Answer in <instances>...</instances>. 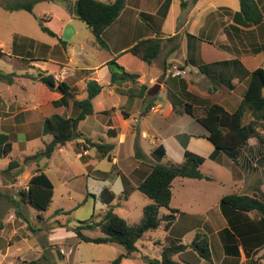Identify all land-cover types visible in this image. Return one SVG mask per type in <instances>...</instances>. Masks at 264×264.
<instances>
[{
    "label": "crops",
    "instance_id": "crops-1",
    "mask_svg": "<svg viewBox=\"0 0 264 264\" xmlns=\"http://www.w3.org/2000/svg\"><path fill=\"white\" fill-rule=\"evenodd\" d=\"M177 1L180 5L185 0H125V7L120 15L101 35L105 48L93 44L94 36L87 26L88 34L82 36L75 33L65 42L60 39L65 36L63 26L59 31L52 28L59 43H64V49L70 44L78 48L80 60L86 66L81 69V74L76 71V77L65 83L77 100L86 98L87 81L94 80L101 86V92L92 100L93 113L88 117L100 118L104 123L103 131L108 135L110 130H114L110 133L116 136L109 137V141L105 142L101 137L94 139L87 138L83 133L82 135L92 141L102 140L114 144L111 163L121 168L118 174L121 175L124 192H127L128 187L136 189L139 181L150 172L154 164H180L185 150L206 158L199 169L211 181L175 178L171 184L170 208L178 212L171 230L180 221L181 215L187 216V220L191 222L198 218L201 225L190 226L189 232L184 236L191 229L198 228L208 237L215 264H244L247 259L240 245L239 257L224 254V236L221 231L227 227V220L221 210L220 200L232 193L264 195V174H261L264 173V167L259 169L254 161L243 156L246 147L256 149L257 153L259 144L256 139V142L249 139L237 160L232 161L224 153L215 151L214 146L206 139L207 132L203 127L171 106L167 94L171 93L179 101L189 103L197 109L219 104L226 111L234 112L248 87L250 73L256 68H262L258 57L264 59V0H257L258 6L262 8L263 20L252 27L241 26L233 20V15L240 10L239 0H197L184 8L180 6L178 13ZM71 19L77 18L69 12L67 22ZM16 35L33 40L25 35L14 34ZM14 36L11 37L10 47ZM156 36L162 39L177 36V40L165 42L161 53L150 64L143 63L127 52L138 41ZM174 43L178 44V48L171 51ZM41 45L52 48L57 44ZM0 48L4 49L1 41ZM86 57L95 58V63L89 62V59L87 61ZM112 59H116L125 71L139 75L135 87L146 86L143 95L136 92V96L127 97L115 91V87L109 83L110 76L106 66ZM66 60L69 64L71 58L67 56ZM144 67H152L156 70L155 74L143 72ZM173 67L186 70V78L171 77L168 72ZM52 72L54 71L46 74L50 75ZM40 85L47 92L42 97L45 104L41 106L48 112L47 116L58 113L64 117H74L78 114L70 96L65 102L61 101L60 106H53V102L62 97L61 93ZM123 87L129 88L130 84H124ZM151 106H158L160 111H150L148 108ZM136 115L143 118V127L142 123L141 126L138 125ZM84 122L85 120L79 126ZM50 138L49 136V140ZM135 139L141 158L135 157ZM77 143L71 144V147L76 149ZM66 145L57 151H62ZM159 147L163 148L165 154L157 160L154 154ZM89 150L76 155L87 169L91 167ZM211 155H214L213 160L209 159ZM207 161L211 163L209 168L212 174L203 171ZM97 175L104 177V173L100 171ZM226 188L228 191H225ZM192 253L188 250L176 257L180 258L179 262L182 264H203ZM184 254L189 255L190 259L184 258Z\"/></svg>",
    "mask_w": 264,
    "mask_h": 264
},
{
    "label": "rangeland",
    "instance_id": "rangeland-1",
    "mask_svg": "<svg viewBox=\"0 0 264 264\" xmlns=\"http://www.w3.org/2000/svg\"><path fill=\"white\" fill-rule=\"evenodd\" d=\"M2 1L4 0H0V41L5 55L0 58V73L13 74V83L8 85L0 82V171L5 169L11 160L18 161L20 166L10 173H0V264H21L24 261L38 259L43 254L47 258L43 264H112L119 255L125 253L122 246L113 243L96 245L81 242L71 230L79 226V222L99 223L102 220L108 209L100 199L104 187H109L115 194L110 208L131 225L140 222L143 208L151 201L134 187H128L127 192H124L121 175L118 174L121 168L113 166L106 158H101L95 148L89 150L91 167L87 169L76 156L83 150L71 147L75 142H82L83 137L67 143L62 151L56 150L48 160L40 159L38 164L34 161L23 163L25 157L42 150L44 141H49V136L41 134L43 119L48 112L41 107L45 104L42 97L47 92L37 82L38 74L46 70L55 73L62 64H67V56L71 58L69 66L74 70V74L67 78L66 82L69 83L76 77V71L81 74V69L86 68L80 60L77 47L70 44L64 49L57 36L51 37L41 31L40 24L52 32V28L59 31L63 26L65 36L60 38L62 42L68 41L75 33L83 36L88 28L84 22L77 19L67 22L69 9L74 0L37 3L31 14L23 10L9 12L1 6ZM179 10L180 5L177 1L176 12ZM14 34L25 35L40 45L43 43L57 45L52 48H35V54L40 52L44 55L45 61L29 63L26 57H22L29 50L20 46L24 43L23 39H17V35ZM13 36L19 44H17L19 50L15 53L9 46ZM88 59L89 62L95 63V58L86 57L87 61ZM258 63L264 68L262 57H258ZM143 72L153 75L156 70L144 67ZM136 118L139 121L138 125L141 126L142 123L143 127V118H140V115H136ZM99 119L87 117L79 126V131L87 138L101 137L105 142L109 141V136L103 131L104 123ZM250 120L251 117L247 114L244 122L248 123ZM258 130L264 137L263 130L261 128ZM135 141L139 146L137 139ZM6 142L12 144V151L4 157L1 147ZM133 149L135 152V148ZM261 150L259 147L256 153V149L250 150L246 147L243 151V156L254 161L259 169L261 166L258 158ZM210 164L207 161L204 173L212 174ZM37 165L43 169L53 184L52 201L45 212H37L20 200V194L26 191L28 180L35 173ZM98 171L103 172L104 177H98ZM225 191H228V188ZM56 210L61 211L56 214ZM165 213V209L160 210V215ZM199 225L201 223L198 218L191 222L187 220V216L181 215L172 232L183 244H189L195 233L204 232L196 228L191 229L186 237L185 233L189 232L190 226ZM82 234L90 238L103 236L99 227L83 230ZM166 235L163 227L146 234L136 244L138 252L133 253L128 259H123L120 264H145L141 259L142 255L159 259L161 245L165 244ZM192 254L197 256L194 252ZM176 256L173 260L179 262L180 258ZM183 257L190 259L189 255L184 254ZM244 264H264V249L252 253Z\"/></svg>",
    "mask_w": 264,
    "mask_h": 264
},
{
    "label": "trees",
    "instance_id": "trees-1",
    "mask_svg": "<svg viewBox=\"0 0 264 264\" xmlns=\"http://www.w3.org/2000/svg\"><path fill=\"white\" fill-rule=\"evenodd\" d=\"M69 0H4L1 6L9 11L23 10L32 13L33 7L41 2H65ZM197 0L181 1L182 8L192 5ZM168 4V2H167ZM240 10L233 15L234 22L245 27L259 25L263 20L262 8L257 4V0H239ZM125 7V0H74L69 11L71 15L84 22L91 30L94 41L93 44L100 48L106 45L101 39L104 30L109 27L120 15ZM40 29L51 37H56L48 27L40 24ZM23 39V46L29 50L26 57L29 63L45 61L44 55L35 54V48H45V45H39L34 40ZM177 36L167 39L154 37L138 41L130 49L127 50L131 55L139 58L143 63L150 64L161 53L165 42H174ZM18 42L13 40L12 51L19 50ZM64 45V43H62ZM19 45V44H18ZM178 44L174 43L171 51H175ZM4 53L0 48V58L4 57ZM109 71L111 86L115 87L118 94L127 97L136 96V92L143 95L146 86L136 88L139 75L127 72L121 67L116 59H112L106 63ZM13 74L0 73V82L8 85L13 83ZM37 82L45 86L50 91H58L62 97L59 101L53 102V106H60L61 101L65 102L69 96L71 103L78 109V114L74 117H64L58 113H53L44 118L42 135L50 136L48 142L43 143V149L31 156L23 159V163L34 161L38 164L40 159H50L53 153L64 147L67 143L83 139L82 142L76 144V149L82 148L84 151L95 148L102 158L112 161L114 155V144L105 143L102 140L92 141L85 138L79 131V124L93 113L92 100L101 92V86L94 80L86 82L85 92L86 98L77 100L74 94L70 93V89L65 82H55L51 75L46 72H40L36 78ZM124 84H130L129 88H124ZM140 90V91H139ZM168 100L172 107L177 108L178 112H182L194 119L206 132V139L214 146L215 151L222 152L232 161H236L241 154L242 149L247 145L249 139H256L261 154L258 158L259 166L264 167V137L259 132L261 128L264 132V69L256 68L250 73L248 87L243 95L238 108L230 113L219 104H211L203 109H197L193 105L181 102L171 94H167ZM152 107V106H151ZM150 107V108H151ZM148 108V109H150ZM249 114L251 120L244 122L246 115ZM108 132L109 137H115L116 134ZM135 157L141 158L142 154L136 142L134 145ZM4 157L12 151V144L6 142L1 147ZM79 153V152H78ZM162 147L155 151V158L160 160L164 156ZM209 159L213 160L214 155ZM206 158L194 154L188 150L184 151L183 161L180 164H154L150 172L143 177L136 189L145 195L151 203L143 208V215L139 223L129 224L124 218L115 214L111 204L115 199V194L109 187H104L100 193V199L108 209L106 210L102 220L99 223L79 222L71 230L81 242L99 244H117L124 248L125 253L119 255L112 264H120L123 259H128L133 253L138 252L136 247L146 234L156 231L163 227V231L167 233L165 244L161 245V255L159 259H151L142 255L141 259L145 264H182L173 260L175 255L185 251H193L203 264H215L212 260L208 237L204 233H195L189 244H183L181 239L173 235L171 226L176 220L177 211L170 208L171 200V184L175 178L186 179H204L211 181L209 176H205L200 171V166L205 162ZM20 163L16 160L9 161L7 167L0 171L1 174L10 173L14 169H18ZM127 195V194H126ZM20 200L29 205L37 212H45L49 207L53 196V184L46 173L38 167L28 180L27 189L21 192ZM220 207L224 217L227 220V227L221 231L223 234L224 254L232 257H239L238 246L243 249L245 258L250 259L252 253L264 249V195H238L232 193L222 197ZM168 211L160 215V210ZM61 210H56V214ZM99 227L103 233L102 237L90 238L82 234L83 230H92ZM1 229V228H0ZM47 258L43 254L40 258L24 261L21 264H43ZM251 261V260H249Z\"/></svg>",
    "mask_w": 264,
    "mask_h": 264
},
{
    "label": "built area",
    "instance_id": "built-area-1",
    "mask_svg": "<svg viewBox=\"0 0 264 264\" xmlns=\"http://www.w3.org/2000/svg\"><path fill=\"white\" fill-rule=\"evenodd\" d=\"M169 75L171 77H178L185 79L187 76V71L181 68L173 67L171 70H169ZM74 74V70L69 66V64H62L59 67V70L55 73H52L51 76L55 82H65V80L69 77H71ZM150 111L152 112H159L160 108L158 106H152L150 108Z\"/></svg>",
    "mask_w": 264,
    "mask_h": 264
}]
</instances>
